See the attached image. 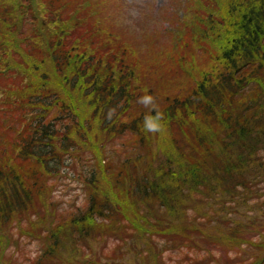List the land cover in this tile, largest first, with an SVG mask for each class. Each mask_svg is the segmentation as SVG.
<instances>
[{
  "label": "trees",
  "instance_id": "16d2710c",
  "mask_svg": "<svg viewBox=\"0 0 264 264\" xmlns=\"http://www.w3.org/2000/svg\"><path fill=\"white\" fill-rule=\"evenodd\" d=\"M119 3L0 0V56H17L0 66V249L15 245L10 225L50 239L33 264H73L83 245L89 264L227 245L239 229L210 234L207 203L245 200L264 181V0H191L186 28L159 44L107 27ZM82 155L87 205L45 220L48 178ZM219 214L215 229L229 227ZM263 230L244 243L264 251ZM207 257L190 264H221Z\"/></svg>",
  "mask_w": 264,
  "mask_h": 264
},
{
  "label": "rangeland",
  "instance_id": "374dc122",
  "mask_svg": "<svg viewBox=\"0 0 264 264\" xmlns=\"http://www.w3.org/2000/svg\"><path fill=\"white\" fill-rule=\"evenodd\" d=\"M118 1L122 8L115 9L116 7H113L107 9V14L110 13L112 15L110 19L106 21L107 27H111L112 30L118 31L143 44V41L156 43L159 41L157 43L159 44L170 40L169 33L174 35L176 30H184L186 28L185 24L188 23L189 19L194 15V9L189 7L191 0L188 4H186L188 0H117V2ZM111 2L112 0H110V3ZM5 3L8 4L9 2ZM205 6L207 7L206 4ZM207 8L209 9L211 7ZM1 11H3L2 8L0 9V25L5 20L4 14ZM182 12L185 13L183 18L180 17ZM199 24L200 20L198 19L196 26ZM2 31L5 30L2 29ZM9 58L13 59L10 53H7L5 57L1 55L0 66H2L4 59L8 62H12L17 59V56L15 55V60H9ZM8 73L13 74L12 71H8ZM10 77L13 78L14 76ZM1 81H3V79L0 75V83ZM90 164L89 157L85 155L80 157H67L66 160L63 161L60 170L52 179L49 180L48 178L46 185L48 188L51 185L49 200L51 204L44 209L45 220L54 216L57 218H64V216L70 213H77L85 208L87 203L84 175L87 172V168L90 167ZM254 189L257 190L254 191ZM252 191L255 193H249L248 196L245 197V200L242 197V201L238 200L239 192H237L235 196H226L222 200L215 198L214 200H210V203H207L208 205H206L204 209V213L206 210L210 213V219L212 218L209 222L210 225H208L210 234L218 236L221 232L231 230V226L236 224L239 231L236 233V238L234 240L229 241L227 245H222V243L217 245L199 243V246L202 247L200 250L196 248L180 247L178 242L176 243L177 247H170V245H168L163 251V260L165 264H190L193 259L205 258L207 256V260L213 259L212 263L220 260L221 264H247L253 262L255 259L257 260V258L264 257V251L256 250L254 247L249 246V244L244 243L245 239H254V241L260 239L261 235L256 233L257 231L255 230L258 226L264 227V181L255 186ZM258 195H260V197H258ZM222 201L224 202L223 208L217 210ZM214 210H217L216 214H214ZM218 214L222 217V222H225L229 227H221L220 230L215 229L217 226L214 224L218 221L215 219V215ZM212 215H214L215 218H213ZM224 218L227 219L223 221ZM258 220H261V222H258ZM7 229L8 230L3 231V234L6 233L9 237H14L16 241L13 242L15 245L11 244L0 249V264H33L41 250V246L45 247L50 242V239L44 236V238L41 237V239H31L24 236L19 237L13 225H10ZM213 230H216V233H212ZM87 242L90 243L94 252L98 253L97 258H102L103 255L100 253L101 245L98 242H93V240H88ZM103 246L104 252L106 251L109 253L112 251L115 243L109 240L106 245L103 244ZM84 247L83 245L79 248L80 252L71 255L73 264H75V257H77V260L81 262V264H89L92 262V259L87 255L89 254L88 251H81ZM69 249L70 245L68 244L61 247L60 257L59 254L58 257L60 259H63V256L66 257V255H63V251H68ZM102 261L103 263L110 262V264H112L109 260L105 261L102 259ZM51 263L55 264L58 262L53 261Z\"/></svg>",
  "mask_w": 264,
  "mask_h": 264
}]
</instances>
